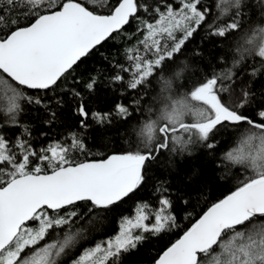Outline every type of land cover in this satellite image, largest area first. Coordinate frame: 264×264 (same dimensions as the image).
Returning <instances> with one entry per match:
<instances>
[{"label": "snow or ice", "instance_id": "obj_1", "mask_svg": "<svg viewBox=\"0 0 264 264\" xmlns=\"http://www.w3.org/2000/svg\"><path fill=\"white\" fill-rule=\"evenodd\" d=\"M176 2L178 7L168 3L161 10L138 0H0V115L10 125L19 123L23 102L43 104L26 90H54L132 20L139 24L128 36L134 43L124 53L127 66L117 62L113 81L139 93L166 66L169 72L161 76L148 115L135 130L138 143L129 150L79 160L76 153H91L76 133L39 152L23 139L13 142L0 135V264H61L83 239L82 227L72 230L85 219L79 206L89 214L110 209L141 187L145 165L156 154L184 152L192 145L213 152L221 129L233 130L221 162L237 170L235 186L207 206L154 264H264V108L244 111L250 93L237 83L233 70L240 61L221 72H206L190 85L184 79L188 65L176 61L194 33L206 26L209 36L239 34L241 60L246 53L264 65V0L258 3V26L251 20L246 25L244 8L250 5L245 0H217L211 21L212 6L202 0ZM141 10L153 11V22L143 20ZM258 72L253 69L250 76ZM120 73H127V79ZM178 80L184 81L179 88L174 87ZM94 85L92 79L86 87ZM132 103L139 110L140 97ZM115 111L121 118L130 115L123 104ZM77 114L80 126L87 128L90 114L83 104ZM110 117L111 112L91 113L99 125ZM171 209L166 196L156 206L138 205L114 237L85 248L72 264H119L123 253L146 239L145 233L158 236L178 227Z\"/></svg>", "mask_w": 264, "mask_h": 264}, {"label": "trees", "instance_id": "obj_2", "mask_svg": "<svg viewBox=\"0 0 264 264\" xmlns=\"http://www.w3.org/2000/svg\"><path fill=\"white\" fill-rule=\"evenodd\" d=\"M202 2L212 6V15L209 17L211 21L217 14V0ZM259 2L260 0H245L246 5H250L244 8L246 25L247 21L251 20L254 22L253 26H258L262 18ZM138 3L147 5L150 9L159 6L163 10L164 5L168 3L178 7L176 0H138ZM96 10L106 12L107 8L97 7ZM153 15L151 10H141L139 13L143 20L149 22L153 21ZM138 24V20H132L125 26L123 33L94 50L74 71L66 75L54 90L46 93L26 90L27 94L38 95L43 104L23 102V110L18 116L19 123L15 126L6 123L0 115V135L13 142L23 139L39 152L51 143H65L70 134L76 133L84 140L91 153H76L75 156L79 160L104 159L113 153L129 150L130 146L137 144L135 130L148 115L147 108L152 105L153 96L159 91L161 76L169 75L166 66L160 75L152 79L151 85L140 89L139 93H130L125 84L113 81L112 77L119 72L117 62L127 66L124 53L134 43V40H128V36L135 31ZM207 32V27L202 26L176 56L178 63L184 62L188 65L184 79L188 80L190 85L202 78L206 72H221L233 68V63L240 61L233 70L237 73V83L250 93L249 105L244 111L264 108V65L260 58L245 53L244 59L241 60L242 54L237 51L239 34L234 33L227 39H222L209 36ZM136 38H139V34ZM253 69H259L255 77L250 76ZM120 74L127 79V73ZM92 79H95V85L89 90L86 85ZM183 82L176 81L174 87L179 88ZM138 96L141 99L139 110L132 103ZM80 104H83L90 114L85 121L87 128L80 126L82 118L77 114ZM117 104L128 106L130 115L127 118L117 115ZM93 112H111V117L108 122L99 125L91 118ZM232 131L221 129V132L217 133V148L213 152L198 145H192L184 152L162 150L156 154L155 159L146 163L145 181L141 187L110 209H97L89 214L86 208L79 206L78 210L85 214V219L78 220L72 230L82 227L83 239L62 257L61 264H71L85 248L114 237L122 219L133 217L138 205L148 203L156 206L159 197L166 196L172 202L171 211L176 217L178 227L158 236L145 233L146 239L138 244L137 248L123 253L119 260V264H152L158 254L182 235L207 206L222 198L235 186L234 177L237 170L221 162L223 152L232 144Z\"/></svg>", "mask_w": 264, "mask_h": 264}, {"label": "water", "instance_id": "obj_3", "mask_svg": "<svg viewBox=\"0 0 264 264\" xmlns=\"http://www.w3.org/2000/svg\"><path fill=\"white\" fill-rule=\"evenodd\" d=\"M32 91H35V90H32ZM152 264H154V262Z\"/></svg>", "mask_w": 264, "mask_h": 264}, {"label": "rangeland", "instance_id": "obj_4", "mask_svg": "<svg viewBox=\"0 0 264 264\" xmlns=\"http://www.w3.org/2000/svg\"><path fill=\"white\" fill-rule=\"evenodd\" d=\"M153 22V21H152ZM134 217V216H133ZM72 264V263H71Z\"/></svg>", "mask_w": 264, "mask_h": 264}]
</instances>
